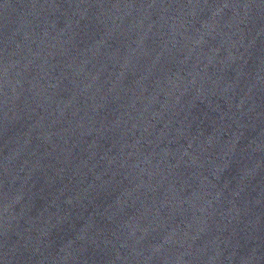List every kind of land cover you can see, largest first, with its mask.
<instances>
[{"label": "water", "instance_id": "water-1", "mask_svg": "<svg viewBox=\"0 0 264 264\" xmlns=\"http://www.w3.org/2000/svg\"><path fill=\"white\" fill-rule=\"evenodd\" d=\"M0 264H264V0H0Z\"/></svg>", "mask_w": 264, "mask_h": 264}]
</instances>
